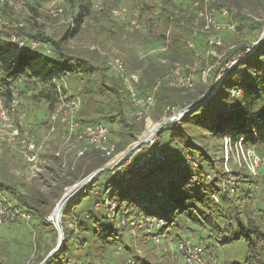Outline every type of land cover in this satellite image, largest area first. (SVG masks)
I'll list each match as a JSON object with an SVG mask.
<instances>
[{"label": "trees", "instance_id": "16d2710c", "mask_svg": "<svg viewBox=\"0 0 264 264\" xmlns=\"http://www.w3.org/2000/svg\"><path fill=\"white\" fill-rule=\"evenodd\" d=\"M30 1L36 6L46 0ZM196 1H199V4L195 5L194 2L195 8L190 10L188 6H182L172 0H131L132 11L127 13L125 20L118 23L110 18L111 14L108 10L110 5L97 10L93 7V0H63L65 8L68 7L76 12L65 22L64 30L57 39L48 32L26 33V24L35 26L32 18L27 22L22 21L21 26L17 27L14 23H18L19 20L6 24L0 29V95L4 106L10 110L11 101L15 97H28L27 99L33 102L43 101L48 116L42 121L48 127L50 115L55 110L60 96L72 92L64 87V83L73 86L76 84V89L71 85L70 88L75 91V94H72L78 96L81 102L76 117L80 124L79 128L84 124L102 122V120L115 123L118 126V130L115 131L118 140L116 143L110 140L115 143V150L125 149L137 139L144 127L143 121L126 116L125 107L129 97L125 83L107 63L106 66L103 65L105 60L99 54L98 48L88 51L80 46L73 47L70 40L87 39L102 46L111 40L117 42L119 39L123 43L128 34H135L140 28H145L165 44L171 53L172 62L183 57H192L194 50L192 45L189 46L188 40L194 34L203 37L205 34L214 33V31L201 30L203 21L198 12L202 8L203 0ZM238 1L240 2L233 0L226 3L237 8H243L241 7L244 6L243 1L245 5L252 7L256 2L264 4L263 0ZM6 7L13 8L0 3L1 16L2 9ZM221 8L223 6L218 9L219 15ZM232 17L240 24L245 19L238 11ZM132 18L141 21L144 25L130 30ZM199 18L201 21L198 26L196 22ZM5 29L6 32L3 31ZM12 33L39 40L41 45L36 49H30L26 45L20 46L11 39ZM206 42L208 43L207 39ZM243 43H239L235 50L227 55L235 57L237 61L227 69L217 83H213L209 96L188 109L190 104L202 98L209 88V82L197 85L194 92L185 98L188 104L187 112L179 121H172L171 124L161 128L152 144L141 147L138 152L141 156L137 163L133 162L131 157V163L122 167L121 174H117L116 177L105 168L88 183V186L92 184L98 189L96 195H92V192L87 190L88 186L78 194L79 202H82L84 197L90 199V193L95 196L90 199V205L80 209L81 212L85 210V216L77 224L84 234L89 232L90 236L80 238L78 233L75 237L74 232L64 230V242L53 255L47 257L44 264H68L70 260L68 257L74 255L76 249L80 251L86 245L90 249L89 243L94 242H98L97 246L102 255L100 260L104 258V254H113V249L122 248L125 255L129 256L123 264L130 260L135 261L136 264H153L147 259L131 255L130 246L122 241L119 229H124L130 220L125 219L120 223V217L126 212L118 213L120 217L116 221L114 218H109L106 212L99 210L100 208H93V202L103 204L104 201L113 202L117 205L116 209L120 206L122 209H129L132 214L141 218L162 219L163 223L158 230L172 231V228H176L177 237L174 240L178 242L187 238L180 236L183 232L195 233L198 241L205 242V246L200 241L196 242L203 247V255L205 248L214 245L212 239L222 246L242 238L248 248L246 261L249 264H264V204L260 205L255 216L251 215L249 204L244 203L245 198L252 199L249 193L253 191L252 186L256 184L260 169L256 174H251L243 163L238 165L233 161L232 153L228 159L231 164L230 170L225 169L224 161L225 137L229 138L231 146L240 140L243 148L251 147L256 152L264 150V42L250 52L246 51V44ZM43 44L49 47L50 53L44 52ZM239 49L242 51L241 54ZM123 61L127 68V62L124 59ZM166 67L158 68L157 72L150 74L151 80L163 76L158 78L161 80L160 85L156 86L154 82L153 86L157 101L162 104L167 103L169 97L177 94V89H189L177 86L174 70L169 72ZM216 67L218 68V65ZM216 67L213 73L217 70ZM170 74L173 76V81L171 82L170 79L165 81L164 77ZM57 84H60L61 92L57 90ZM79 85H82L81 88H78ZM140 85L141 82L138 91L141 89ZM192 128L204 130L195 135L190 132ZM108 134L110 135L109 129ZM211 140L218 141L220 148L217 147L215 151L209 150L206 142ZM218 150L221 152L220 156L215 153ZM156 151L165 153V159L153 160L152 154ZM146 154L150 155L141 163L140 159ZM10 158L8 148L3 147L0 153V191L16 207L30 213L29 222L34 221L33 225L36 228H49L45 219L48 210L40 205L36 190L19 191L17 184L13 182L15 178L7 170V166L9 169L14 168ZM107 159L108 157H101L94 148L91 152L85 151L72 169H70L71 165H68L65 174L60 177L61 184L71 185L104 166ZM53 161L55 164L60 163L56 156ZM208 176L211 179H208ZM228 177L236 181V190L233 192L225 189ZM19 184L25 186L23 182ZM70 189L72 188H67L66 192ZM212 195H215L217 200ZM239 201L242 203L239 204ZM74 208L75 203L69 202L62 216L72 212ZM225 217L230 218L223 221ZM14 222L28 223L22 219L8 223L12 225L15 224ZM5 229L11 230V227L6 225ZM50 231L54 235V228ZM75 239L78 242L77 248L73 247ZM120 243L122 247L118 246ZM40 244L37 236L36 249L44 251L45 254L49 247L47 244L39 247ZM177 252L181 256L178 248ZM112 259V264H120L116 257ZM75 260V264H91L89 262L91 257L88 254H76ZM0 264H4L1 258Z\"/></svg>", "mask_w": 264, "mask_h": 264}, {"label": "rangeland", "instance_id": "374dc122", "mask_svg": "<svg viewBox=\"0 0 264 264\" xmlns=\"http://www.w3.org/2000/svg\"><path fill=\"white\" fill-rule=\"evenodd\" d=\"M21 1L24 2V6L19 9L9 7L3 8L2 18L6 24H10L18 20L19 22H27L29 18H32L34 21L33 24H35V26L33 25L32 27L29 26V23L26 24V33L28 32L30 34L48 32L50 36L57 39L62 30H64L63 26L65 25V22L70 20L71 15L76 12L70 10L68 7L65 8L63 5V0H60L56 3H52L55 0H46L36 6L30 0ZM116 1L118 2L115 3ZM116 1L93 0V7L99 10L104 6L110 5L108 9L109 13L111 14L110 18L119 23L121 20L114 14L115 11L126 8L127 13L129 14V12L132 11V3L131 0ZM172 1L176 2L177 4H182V6H188V9L190 10L195 8L194 2L196 0ZM226 1L230 3V1L233 0H206V4L208 8L214 10L213 15L217 20L220 22H231L234 24L235 28L233 30L224 28L214 32L213 34H205L203 37L200 34H194L188 40V44L190 43L192 45L189 46H191L194 50V56H187L186 58L183 57L182 59L175 60L174 62L171 61V53L167 50L165 44L155 36L151 35L145 28H140L135 34H128L123 43L118 39L117 42L114 40L107 41L102 46L87 39L82 41H76L74 39L70 40L71 46H80L82 49L86 48L88 51H92L93 48L91 47L96 46L99 50V54L104 57V66H106L105 63H107L112 57H119L122 60L124 59L125 62H127L126 64L128 72L136 71L141 75V89L139 90V93H141L140 95L150 93L155 95L153 105L146 111L144 118L141 119H137V108H135L130 99L127 98V105L125 107L126 116L128 118H133L137 121L144 122V127L141 133L137 136L136 140L144 138L149 132L151 125H154V123H157L165 117L171 116L172 112L185 108L187 109L186 105L188 104L185 102V98L189 96L188 94L194 92L197 85L208 82L210 83L212 80H214L213 83H217L225 74L227 69H229L237 61L235 57L227 55H229L232 50H235V47L238 46L239 43L244 42L243 44H246L245 48L247 52H250L251 50H254L255 48L262 45L263 42H259L258 45L254 44L258 42L264 30V4L256 2L253 4L254 7H252L245 5L246 3L243 1L242 3L244 6H241L243 8H237L234 5L231 7L230 5L232 4L229 5V3H226ZM234 1L240 2L238 0ZM221 6L231 9V16L226 20H223V18L218 13V9ZM55 8H61L62 12H54ZM237 11L240 12L245 18L241 21V24L238 22V20L232 17V15ZM200 21L201 19L199 18L196 22L198 26L200 25ZM139 23L142 26L144 25L141 21ZM3 31L6 32V29ZM206 39L208 40V43L206 42ZM238 51L239 54L242 53L240 49ZM217 65L218 68L216 67ZM166 66L168 67L169 72L172 70H174V72L178 70L182 74L192 77L194 79V85L187 90L177 89L178 93L172 97H169L167 99V103L162 104L157 101V95L153 86L157 80H159L158 78H162L163 76L151 80L150 74L157 72L158 68H165ZM214 67H216L217 70L213 73ZM168 79H170L171 82L173 81L172 74L164 77L165 81ZM65 83V87L72 91L70 93H74L75 91L73 89H76V84L73 86L67 82ZM70 85L73 89L70 88ZM81 86L82 85H79L78 88H81ZM170 86L173 87L172 85ZM23 95L25 96V93ZM27 98L15 97L16 111L14 120L16 126L29 129L26 131L30 133V139L27 140L23 137V135L18 134L14 136L16 138L13 141H8L6 138L0 139V153L3 147L8 148L11 155L10 163L12 166H14V168L10 167L9 169V166H7V170H9V173H12L16 179H14L13 182L17 184L19 191L28 189L36 190L37 194H39L41 202L40 205L44 209L48 210V214L45 217L46 219L51 215L52 212H54L60 198L70 186H63L61 184L60 177L65 174L68 165H71L70 169H72L78 160L83 157V153L85 151H92V147L84 142H74L73 136L68 138V122L61 121L58 117L55 120L54 128H51V117L49 119L50 121L48 122V127H46L45 123L42 121L43 119H47L48 116L47 112L45 111V103L43 101L33 102ZM73 102L77 103V100L74 99ZM80 104L81 102L77 103V111L75 114L76 117L80 110ZM67 120L69 121V118H67ZM103 122L110 131V139L114 140L116 143L118 140L115 133V131L118 130L117 124L107 123L102 120V123ZM202 130L204 129L198 128L196 130V128H192L190 132L198 135L200 132H202ZM198 142L200 143V141ZM218 143L219 142L216 140H211L206 142V145L209 150L215 151V149L217 150V147L220 148ZM127 147L123 150H115L113 157L108 158L107 162L104 164V166L109 169V172H111L114 177H116L117 174H121L122 167L131 163V157H133V162L137 163L141 156V153H138L141 148L138 147L136 150H133L129 152V154L125 155L124 158H122V160H120L117 164H114V161L119 158L120 154H122V152H124ZM229 149V146H225L224 161L226 164V170L231 169V164L228 160L230 156ZM215 153L219 154V156L221 155L219 150ZM52 154H54V157L56 156L59 158L60 163H57L58 165L54 163V157ZM258 154L260 156H264V150L259 151ZM100 156L102 157V155ZM232 159L235 162L234 157ZM259 173L260 174L256 179V184L252 186L253 191H250L249 193L252 195V199L245 198L244 201V203L249 204L248 206H250L249 209L251 210V215L255 216L257 209L260 207V205L264 204V167H260ZM127 176L129 175L127 174ZM19 182H23V185L25 186H19ZM235 184L236 181H233L231 177H228V179L226 178L225 189H230L231 192H233L236 190ZM91 185H86V187L88 186L87 190L92 192V195H96V193H98V189ZM85 188L82 190H85ZM71 190L72 189L68 190L67 192ZM78 194L65 204L66 206L69 202L75 203V208L73 209L75 211H70L71 213H67L64 217L62 216V211L60 224L64 234L61 236L63 239L60 246H58L60 241V232L56 229L55 220H50V222L52 221L55 223L52 224L46 219L49 224V228L46 227L41 229H38L33 225L34 221H28V223L24 224L14 222L15 224L12 225L7 222L4 226H0V258L2 259V262L4 264H44L47 257L53 255L64 242V230H70L71 232H74L73 235L75 237L78 233L80 238L83 236H90L89 232L85 233V235L77 224L83 220L82 218L85 216V210L81 212L80 209L90 205V199L95 196H92L90 193V199L88 197H84L82 202H79L80 197ZM258 202L260 204H258ZM94 203L95 202H93V208H100L99 210L103 211V213L106 212L109 218H114L116 221L117 218L119 219L120 217V214L118 213L121 211L123 213L126 212L122 214V217H120V223H122V220L125 219L130 221L128 224L126 223L124 229H119V231L122 241L128 244L130 246L129 248H131V255H136L138 258L140 257L147 259L153 264H183V259L177 252L178 241L174 240L177 237L175 235V232L177 231L176 228H172V231L164 229L158 230L161 225L158 226L156 220L154 219L135 216L131 211H129V209H122V206L116 209L117 205L113 202L104 201L103 204L101 202ZM240 203L242 202L239 201V204ZM240 206L242 207V205ZM229 218L230 217H225L223 221L229 220ZM6 225L11 227V230L5 229ZM52 228H54V235H52V231H50ZM37 236H39V240L41 242L39 247L43 246L44 244H47L49 247V250L45 254H43L44 251H39V249H36ZM180 236L191 238L195 243L200 241H198L195 233L183 232ZM211 241L212 243L214 242V245H210L208 247L206 246L207 248H205L204 255L208 264H249L246 261L248 254L247 244L242 238L232 240L223 244L222 246L213 239ZM89 242H91V240H89ZM200 242L205 246L204 241ZM77 243V239H75V242H73L74 248H77ZM89 244L91 246L90 249L87 248L88 245L83 247L80 251L76 249V252L73 253L74 255L68 257L70 259L68 262L75 264L76 254H88V256L91 257V260L89 261L91 264H103L105 262L112 264L113 257H116L118 260L117 262L120 264H123V262L128 260L126 258L129 256L125 255V252L122 251V248L121 250H117L116 248V250L113 249V254H104V258L100 260L99 258L102 257V255L99 251V247L97 246L98 242ZM118 246L122 247V243H120ZM134 264H136L135 261Z\"/></svg>", "mask_w": 264, "mask_h": 264}, {"label": "built area", "instance_id": "2783aa9c", "mask_svg": "<svg viewBox=\"0 0 264 264\" xmlns=\"http://www.w3.org/2000/svg\"><path fill=\"white\" fill-rule=\"evenodd\" d=\"M60 0H55L52 3L59 2ZM1 3H5L9 6H12L14 9H19L24 6V2L21 0H0ZM199 1H195V5H198ZM61 8H55L54 12H61ZM213 9L208 8L206 4V0L202 2V8L199 9L198 15L203 21V26L201 28L202 31L205 32H216L221 29H230L233 30L235 28L234 24L228 21L220 22L213 15ZM120 20H125L127 17L126 8L119 9L114 13ZM220 16L223 20H226L231 16V12L223 7L220 10ZM22 22L14 23V26H21ZM6 23L4 22L2 16L0 15V29H2ZM140 26V23L137 19L132 18L130 20L129 29H137ZM11 39L19 43L20 46L26 45L30 49H36L41 45L39 40L28 39L25 35H16L14 33L11 34ZM189 45H191L189 43ZM43 49L45 53H50V49L47 45L43 44ZM91 48H97L96 46H92ZM108 66L111 70H113L125 83L127 95L132 102L133 106L136 109V117L137 119L144 118L146 111L151 108L154 103V95L143 94L140 95L138 91V85L140 82V74L136 71L128 72L125 66L124 61L119 57H112L107 62ZM175 82L177 86L183 88H191L194 85V79L190 76H186L182 74L178 70L175 71ZM161 80H157L156 86L160 85ZM65 87V85H64ZM57 90L61 92L62 88L60 84H57ZM76 99L77 103L80 102L78 96L73 95L72 93L64 94L60 96L59 102L55 110L51 113V128L55 126L56 118H60L61 121L68 122V138L73 136L74 142H84L90 145L92 148L97 150L100 155L108 158H112L115 153V143L110 140L108 129L106 125L100 121L91 122L82 125L79 128V122L75 119L76 111H77V103L73 102ZM10 110H8L3 103V98L0 95V139L6 138L8 141H13L16 137V134L23 135V137L27 140L30 139V133L20 126H16L14 115H15V107H16V99H12ZM186 108L181 110H176L172 112L171 116L165 117L164 119H169L170 121H179L182 116L186 113ZM69 118V121L67 120ZM146 118V117H145ZM163 120V119H161ZM160 120V121H161ZM159 122V121H158ZM156 136L151 140L148 144H152L155 140ZM224 149L225 146H229L230 153L233 154L235 161L240 164H244V166L249 170L251 174H256L260 167H264V156H260L256 150L251 147L243 148L240 144V140L234 144V146L230 145V141L228 137L224 138ZM32 145V144H31ZM147 145V146H148ZM150 154L143 155L140 159L141 163H143L146 158ZM153 160L161 161L166 157L165 153L153 152ZM208 179H211L208 176ZM215 200H217L215 195H212ZM30 213L19 209L16 207L10 200H8L5 195L0 191V226L3 223L9 221H16L22 219L26 222L30 220ZM51 215L46 219L48 221L52 220ZM156 220L155 218H151ZM124 220H122V223ZM157 225H161L163 223L162 219L156 220ZM161 223V224H159ZM178 250L181 253L183 262L185 264H206V260L203 255V247L193 241L191 238H184L178 242L177 245ZM69 261V260H68ZM68 264H71L68 262ZM126 264H134V261H128Z\"/></svg>", "mask_w": 264, "mask_h": 264}, {"label": "water", "instance_id": "95a60500", "mask_svg": "<svg viewBox=\"0 0 264 264\" xmlns=\"http://www.w3.org/2000/svg\"><path fill=\"white\" fill-rule=\"evenodd\" d=\"M262 42H264V30L258 40V42L254 45H258ZM213 82L214 80L210 81L209 83V88L208 90L206 91V93L204 94V96L198 100H195L192 104H190V106L188 107V109H190L191 107L194 106V104H196L197 102H199L200 100H204L206 99L211 90H212V86H213ZM187 109V110H188ZM186 110V112H187ZM172 121H170L169 119H163L157 123H154V125L152 126V128L150 129L149 128V132L145 135L144 138H141V139H138L136 141H134L132 144H130L127 149L122 152V154H120L119 158L117 160L114 161V164H117L120 160H122V158H124L125 155L129 154V152L133 151V150H136L138 147H142L141 145L143 146H147L151 140L156 136L158 130H160L161 128L171 124ZM106 168V166H102V167H99L97 169H95L94 171H92L91 173H89L87 176L83 177L82 179H80L79 181L73 183L72 185H70L69 187L73 188V190L69 193V192H66L63 194V196L60 198L57 206L55 209L56 210V224L54 222H50L52 224H55L56 226V229L60 232V241H59V244L58 246H60L61 244V241L63 238H61V236L64 234L63 233V229L61 227V224H60V217L62 215V211H63V208L65 206V204L71 200V198H73L74 196H76L82 189H84L86 187V185L91 182L93 180V178L102 170H104ZM53 213V212H52ZM51 213V214H52ZM53 215H51L52 217ZM57 246V248H58Z\"/></svg>", "mask_w": 264, "mask_h": 264}, {"label": "bare ground", "instance_id": "6f19581e", "mask_svg": "<svg viewBox=\"0 0 264 264\" xmlns=\"http://www.w3.org/2000/svg\"><path fill=\"white\" fill-rule=\"evenodd\" d=\"M151 124H152V123H151ZM149 125H150V124H149ZM152 126H153V125L150 126V129L152 128ZM68 188H71V187H68ZM72 190H73V188H72ZM72 190H71V191H72ZM71 191H69V193H70ZM56 210H57V209H55L54 212L51 214V215H53L51 219H53V220H55V221H56V214H55V213H56Z\"/></svg>", "mask_w": 264, "mask_h": 264}]
</instances>
